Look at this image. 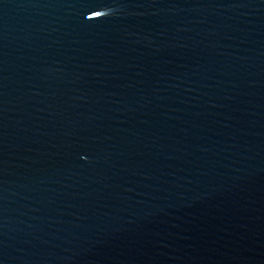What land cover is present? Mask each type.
<instances>
[{
    "label": "water",
    "instance_id": "95a60500",
    "mask_svg": "<svg viewBox=\"0 0 264 264\" xmlns=\"http://www.w3.org/2000/svg\"><path fill=\"white\" fill-rule=\"evenodd\" d=\"M0 264H264V0H0Z\"/></svg>",
    "mask_w": 264,
    "mask_h": 264
}]
</instances>
